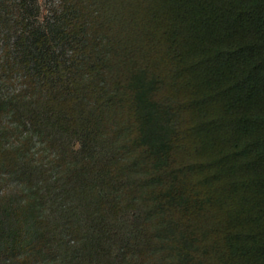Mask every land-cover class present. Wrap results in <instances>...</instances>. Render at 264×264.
Segmentation results:
<instances>
[{"label":"trees","instance_id":"trees-1","mask_svg":"<svg viewBox=\"0 0 264 264\" xmlns=\"http://www.w3.org/2000/svg\"><path fill=\"white\" fill-rule=\"evenodd\" d=\"M0 264H264V0H0Z\"/></svg>","mask_w":264,"mask_h":264},{"label":"rangeland","instance_id":"rangeland-1","mask_svg":"<svg viewBox=\"0 0 264 264\" xmlns=\"http://www.w3.org/2000/svg\"><path fill=\"white\" fill-rule=\"evenodd\" d=\"M47 6V0H41V7L44 9Z\"/></svg>","mask_w":264,"mask_h":264}]
</instances>
